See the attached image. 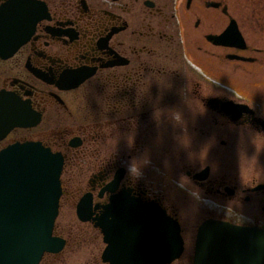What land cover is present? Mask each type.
Masks as SVG:
<instances>
[{
  "label": "flooded vegetation",
  "instance_id": "af4514ba",
  "mask_svg": "<svg viewBox=\"0 0 264 264\" xmlns=\"http://www.w3.org/2000/svg\"><path fill=\"white\" fill-rule=\"evenodd\" d=\"M31 1L39 18L30 35L0 57V152L30 143L60 157L59 206L70 189L74 212L86 195L95 218L111 196L126 194L158 202L179 221L142 183L143 172L133 178L129 171L134 161L142 166L157 134L170 133L171 140L201 149L225 147V128L249 127L247 132L264 136V95L230 77L264 68V45L245 32L256 31L259 17L255 9L240 14L242 0ZM27 10L25 20L32 7ZM199 163L206 166L188 168L187 178L208 195L253 202L263 219L252 222L264 228V183L226 182L210 177L208 161ZM205 167V179H197ZM81 223L93 233V261L101 262L93 264H106L96 221ZM54 233L65 248L68 239Z\"/></svg>",
  "mask_w": 264,
  "mask_h": 264
},
{
  "label": "water",
  "instance_id": "95a60500",
  "mask_svg": "<svg viewBox=\"0 0 264 264\" xmlns=\"http://www.w3.org/2000/svg\"><path fill=\"white\" fill-rule=\"evenodd\" d=\"M34 6L31 0H8L0 6V57L12 54L30 35L39 18ZM233 31L241 39L236 27ZM260 125L264 132V121ZM61 167L60 157L36 144H16L0 152V264H39L45 252L63 249L64 241L52 235ZM207 172L205 168L196 178L205 179ZM89 206L85 195L76 215L80 221H96L106 244L102 262L168 264L181 255L179 224L156 202L112 196L95 218ZM192 264H264V230L207 219L197 229Z\"/></svg>",
  "mask_w": 264,
  "mask_h": 264
},
{
  "label": "rangeland",
  "instance_id": "374dc122",
  "mask_svg": "<svg viewBox=\"0 0 264 264\" xmlns=\"http://www.w3.org/2000/svg\"><path fill=\"white\" fill-rule=\"evenodd\" d=\"M242 2L246 3V6L240 9V14L249 13L250 10L255 9L259 17L255 21L256 31L251 32L245 27L246 34L258 45H264V0H242ZM225 69L229 76L230 68ZM257 70H259L258 73L251 74L254 78L238 72L232 73L230 77L240 79L245 87L249 86L251 91L264 95L262 84L264 68ZM260 114L264 115V112ZM245 129L251 130L249 127ZM225 130L226 132L223 133L225 135L223 139L227 141L225 147L218 146V143L216 144L218 147L205 149L190 147L187 143L171 140L170 133L161 131L157 134L155 148L149 145L143 152L142 157L149 162L145 164L142 161L141 168L144 174L142 183L160 196L163 204L174 209L179 217L184 251L181 257L171 264H192L196 229L205 219L227 220L229 217H235L230 216L235 212L239 216L246 217L244 220L241 218L242 223L259 226L260 224L252 222L253 218L259 221L258 223L262 222L263 215L258 210V206L254 207L253 202L240 205L208 195L185 175V170L188 168L201 169L206 165L199 162L208 161L210 177L223 178L226 182L237 183L240 186L249 185L253 180L255 183H264V136L253 130L251 132L242 131L243 129L227 131L225 128ZM237 132L238 135H236ZM238 140L241 141L240 144L235 143ZM69 182L66 179L67 186ZM68 192L70 193L65 194L60 202L54 228V231L68 239V245L58 254H44L39 264H93L95 262L93 261L95 244L91 241L93 233L91 228L79 222L75 216L72 206L75 197L72 196L70 189ZM102 247L103 245L100 246V250Z\"/></svg>",
  "mask_w": 264,
  "mask_h": 264
},
{
  "label": "clouds",
  "instance_id": "9594fccd",
  "mask_svg": "<svg viewBox=\"0 0 264 264\" xmlns=\"http://www.w3.org/2000/svg\"><path fill=\"white\" fill-rule=\"evenodd\" d=\"M2 2V0H0ZM148 160H144V163H148ZM130 174L133 178H138L142 174V169L138 161H134L129 167Z\"/></svg>",
  "mask_w": 264,
  "mask_h": 264
}]
</instances>
